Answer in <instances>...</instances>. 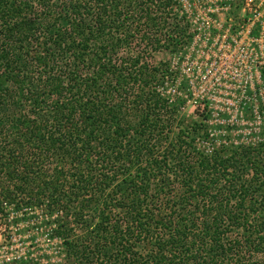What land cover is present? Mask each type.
Segmentation results:
<instances>
[{
	"label": "trees",
	"instance_id": "obj_1",
	"mask_svg": "<svg viewBox=\"0 0 264 264\" xmlns=\"http://www.w3.org/2000/svg\"><path fill=\"white\" fill-rule=\"evenodd\" d=\"M182 7L0 0V230L36 219L58 264H264V141L200 149L160 90Z\"/></svg>",
	"mask_w": 264,
	"mask_h": 264
},
{
	"label": "rangeland",
	"instance_id": "obj_2",
	"mask_svg": "<svg viewBox=\"0 0 264 264\" xmlns=\"http://www.w3.org/2000/svg\"><path fill=\"white\" fill-rule=\"evenodd\" d=\"M179 1L183 6L182 10L190 32V22L195 20L197 25H200L199 20L201 21L204 9L208 6H219L220 0ZM245 2L246 0H221V4L229 11L220 13L219 18L230 17L237 24L250 17L255 21L254 31L257 35V31L260 30L259 22L264 20V0H247L252 12L242 11ZM257 45L263 46L264 50V33L255 44V50L258 49ZM200 50V42H193L192 37L190 44L181 51L176 53L162 51L156 54V61L161 64L159 69L163 70V63L167 64L170 75L163 79L162 87L169 91L167 94L179 109L178 117L186 124L206 128L210 135L206 140L199 138L196 141L197 146L209 152L213 148L229 149L264 141V52L263 57L257 61L248 53H240L241 70H233L226 74L231 81L221 86L222 94L215 96L213 100V96L206 97L203 95L205 92L201 93L200 90L206 84L200 80L202 74L197 73L198 67L194 65L196 61L198 64L204 61ZM226 61L224 58V62ZM211 72L213 73L214 69ZM258 76L260 80L257 79ZM211 77L212 75H209L204 80ZM250 78L254 79L252 83H245ZM191 80L194 81L193 84L190 83ZM174 90L176 94L173 96ZM37 214L38 219L43 221V214L41 212ZM8 218L9 222L3 224L0 230V264L21 257L33 258L40 264L63 262L64 250L60 241L48 236L50 231L43 228L41 222L37 225L34 219L33 224L32 218L28 219V216L15 211H10Z\"/></svg>",
	"mask_w": 264,
	"mask_h": 264
},
{
	"label": "built area",
	"instance_id": "obj_3",
	"mask_svg": "<svg viewBox=\"0 0 264 264\" xmlns=\"http://www.w3.org/2000/svg\"><path fill=\"white\" fill-rule=\"evenodd\" d=\"M218 3L219 6H208L204 9L201 21L199 20L200 25H197L195 20L190 22V26L194 28L190 27L193 42H200L201 50L199 53L204 58V61L200 64L197 61L194 62V65L198 67L197 73L202 74L200 80L206 83L200 90L201 93L205 92L203 95L206 97L210 98V96H213V100H215V96L222 94L221 86L231 81L226 74L231 71L233 72V70H241L239 67L240 53H248L250 57H253L257 61L258 58L263 57L264 52L263 46L257 45V50L254 47L264 33V20L259 22L260 30L257 31L258 38H256L254 20L248 17L247 20L236 24L230 17L224 16L221 19L219 18V14H223L225 13L224 11L228 12L229 10L221 4V0ZM246 10H249L247 12H252L250 3L247 0L242 7L243 12ZM196 20L198 21V18ZM236 57L238 62H236ZM224 58L227 59L226 62H224ZM213 69L214 72L212 73ZM209 75H212V77L209 80H204ZM257 79L260 80V77L258 76ZM253 80L250 78L245 83H252ZM193 82L192 80L190 81L191 84ZM164 89L165 87L160 89L162 94L170 97L167 94L169 91H165ZM175 94L176 91L174 90L172 95L174 96Z\"/></svg>",
	"mask_w": 264,
	"mask_h": 264
}]
</instances>
